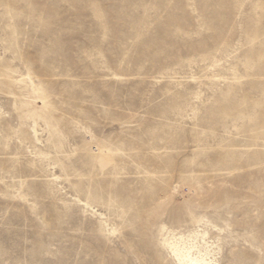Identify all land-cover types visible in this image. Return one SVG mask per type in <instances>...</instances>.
I'll return each instance as SVG.
<instances>
[{"label":"rangeland","instance_id":"1","mask_svg":"<svg viewBox=\"0 0 264 264\" xmlns=\"http://www.w3.org/2000/svg\"><path fill=\"white\" fill-rule=\"evenodd\" d=\"M193 230L264 264V0H0V264H176Z\"/></svg>","mask_w":264,"mask_h":264},{"label":"bare ground","instance_id":"2","mask_svg":"<svg viewBox=\"0 0 264 264\" xmlns=\"http://www.w3.org/2000/svg\"><path fill=\"white\" fill-rule=\"evenodd\" d=\"M16 81H20V79L17 78ZM48 108L49 104L44 97L38 96L35 99H30L25 102L21 114L38 118L45 116ZM92 149L95 151L98 150L97 157H95L94 160H97L99 164L104 166L110 162L111 155L107 149L99 148L98 146H93ZM158 187L159 189L155 192L163 188L160 185ZM78 200L83 204L89 205L88 202H84L80 198H78ZM164 244L176 264H215V253L208 245V232L193 230L189 235L185 233L179 235L173 233L172 237L165 239Z\"/></svg>","mask_w":264,"mask_h":264}]
</instances>
